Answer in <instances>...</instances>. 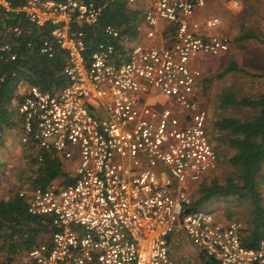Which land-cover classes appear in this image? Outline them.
I'll use <instances>...</instances> for the list:
<instances>
[{
	"label": "built area",
	"instance_id": "obj_1",
	"mask_svg": "<svg viewBox=\"0 0 264 264\" xmlns=\"http://www.w3.org/2000/svg\"><path fill=\"white\" fill-rule=\"evenodd\" d=\"M203 4L149 0L146 36L160 19L172 26L171 43L156 46L128 45L129 34L111 23L101 26L106 39L92 41L84 25L98 23L104 2L0 0V11L50 26L39 52L51 56L58 47L65 54L67 82L57 90L26 85L16 104L20 144L36 149L38 159L51 152L67 165L60 179L18 190L28 212L49 215L55 227L25 251L24 264H173L167 237L175 227L216 264H264V237L245 246L237 219L191 207L188 185L213 170L217 157L196 94L201 71L190 61L229 47L225 34L196 31L191 16ZM151 88L178 110L147 105L142 94Z\"/></svg>",
	"mask_w": 264,
	"mask_h": 264
},
{
	"label": "trees",
	"instance_id": "obj_2",
	"mask_svg": "<svg viewBox=\"0 0 264 264\" xmlns=\"http://www.w3.org/2000/svg\"><path fill=\"white\" fill-rule=\"evenodd\" d=\"M96 1L104 2V6L98 23L86 26L85 30L92 36V41L106 39L101 31L104 23H111L120 27V31L135 35L141 13L139 10L123 0ZM10 2L15 4L16 0ZM13 26L19 28L17 34L12 30ZM49 30V25L37 27L20 13L0 11V45L7 42L11 46L10 51L0 49V140L6 128L18 127L16 104L21 98L18 91L20 83L34 84L43 90H57L67 82L62 72L64 51L53 47L51 56H46L38 50L41 40L49 36ZM249 38L264 42L263 33L242 26L234 36L236 40ZM12 51L15 55L10 58ZM242 70L234 60H229L221 69L223 73ZM220 101L255 112L246 119L226 114L210 122L206 118L210 131L208 138L217 161L224 160L232 173L225 175L222 181L212 177L208 182L203 179L216 167L203 175L196 181L198 195L191 201V207L205 208L202 201L211 196L229 197L237 202L248 201V214L241 222L239 238L243 245L254 246L264 237V204L259 189V183L264 182V90H258L255 95L235 97L226 88ZM217 136L222 138L220 143L214 140ZM35 151L31 145L21 144L20 158L25 169L21 179L26 181L25 185L44 186L64 175L63 162L55 154L44 152L38 159ZM54 229L49 215L28 212L27 200L18 194L17 189L7 198L0 197V264H15V257L46 241Z\"/></svg>",
	"mask_w": 264,
	"mask_h": 264
},
{
	"label": "rangeland",
	"instance_id": "obj_3",
	"mask_svg": "<svg viewBox=\"0 0 264 264\" xmlns=\"http://www.w3.org/2000/svg\"><path fill=\"white\" fill-rule=\"evenodd\" d=\"M226 1L227 3H225L228 6L224 7H227L228 10L222 9V4H219L220 11L216 9L211 11L214 14L220 15L224 10L222 25L231 33V36L228 35L230 37L229 45L231 47L235 45V47L233 49L228 48L226 52L217 55L198 56L199 59L202 57L199 66L204 78L202 79V83L200 82L198 85L197 94L200 105L207 111L208 122L223 114L246 119L255 112L253 109L243 106L222 104L220 96L223 94L224 89L228 88L235 97L255 95L258 90H264V44L260 46L250 40L233 41L234 32L238 30L240 25L264 34V0ZM219 23L221 22L219 21ZM229 60H234L237 66L243 70L223 73L221 69ZM258 71L262 72L258 73ZM25 87V84L20 83L18 91L23 90ZM142 98L147 105L154 108L165 105L177 107L170 97H162L161 93L153 88L143 93ZM221 139L220 136H217L216 139L214 138L216 143H220ZM20 150L21 144L18 141L17 125L6 128L0 140V197L2 198H7L16 189L19 190L21 187L26 186V181L21 179L25 169L23 161L20 158ZM231 173V167L224 160H219L214 171L206 175L203 180L208 182L212 177H216L218 181H222L225 175H230ZM262 173H264V167ZM196 183L193 182L187 187L191 201L198 195L195 189ZM259 189L263 195L262 202L264 204V182L259 183ZM202 203V206L212 211L221 220L237 219L241 223L248 214V201L237 202L231 200L229 197L211 196L203 200ZM197 262L193 263L197 264ZM14 263L24 264V253L15 257ZM188 263L190 262L188 261ZM174 264L187 263L175 260Z\"/></svg>",
	"mask_w": 264,
	"mask_h": 264
},
{
	"label": "crops",
	"instance_id": "obj_4",
	"mask_svg": "<svg viewBox=\"0 0 264 264\" xmlns=\"http://www.w3.org/2000/svg\"><path fill=\"white\" fill-rule=\"evenodd\" d=\"M148 2H149V0H137L135 3H129L130 6L136 8L141 13H140L139 22L137 25V32L135 33V35L129 34V40H128L127 44L130 45L133 43H141V44H148V45L150 44V45H156V46H167L171 43V38H172V26L170 25V23L168 21L160 19L157 22V24L154 25V27H152L153 28V35L152 36H146V34H145L147 28H146L144 21H143V10L147 7ZM225 2L227 3L226 0H204V4L201 7H197L195 9L193 15L191 16V19L199 22V27L196 30L198 33H200L202 35L212 34V33H220V34H225L227 36L228 35L231 36V33H229V30L225 26L222 25L223 24L222 18L224 17L223 11L228 10L227 7L226 8L224 7V6H228ZM126 4H128V3H126ZM219 4H222V9H224V10L220 13V15L219 14L217 15V14H214L213 11H211V10L216 9L217 11H220L221 8L219 9V7H220ZM213 15H217V17L219 18L221 23L214 24V25L209 26V27L203 25L202 20L206 17L213 16ZM86 26L87 25H84L85 28H86ZM240 26H239L238 30L234 32L233 37L239 33ZM242 27L244 28V26H242ZM229 39H230V37H229ZM235 40L236 39H234L233 41L235 42ZM242 40H250V41H253L260 46L264 44V42H260V41H257L255 39H251V38L242 39ZM236 41H240V40H236ZM229 44H230V41H229ZM117 46H118V48L120 47L119 43H117ZM229 46H230V47H228L229 49H231V48L233 49L235 47V45H233L232 47H231V45H229ZM226 51H223L220 53H224ZM198 56H204L205 57L208 55H196L190 61L191 64L197 66L201 71V67L199 66V62L202 59V57H201V59H199ZM261 72L262 71H258V73H261ZM203 78L204 77H203V74L201 72V77H200L201 83H202ZM197 88H196V94H197ZM197 96H198V94H197ZM198 101H199V98H198ZM199 105H200V102H199ZM174 109L178 110V106L175 107ZM207 132L209 134L208 126H207ZM68 165L72 166V163H68ZM66 167H67L66 163H63L62 164V171H64V169ZM64 173H65V171H64ZM60 178L61 177H57L55 179H60ZM200 208H202V207H200ZM202 209L210 211L209 209H206V208H202ZM210 212L213 214L212 211H210ZM213 216L216 217L215 214H213ZM216 218L220 219L218 217H216ZM222 221H227V220H222ZM49 234H48V236H49ZM167 250H168V254H169L170 258L172 259L173 264L175 263V260L177 262H183V263H187V264H194L193 262H196V261H198L197 264H216V262L213 259H211L210 257H208L207 255L204 254L202 249L193 245L188 240V238L186 237V235L184 234L182 229L179 227H175L174 230L169 233V235L167 237ZM188 261L190 263H188Z\"/></svg>",
	"mask_w": 264,
	"mask_h": 264
}]
</instances>
